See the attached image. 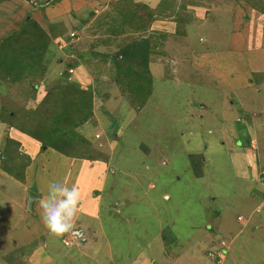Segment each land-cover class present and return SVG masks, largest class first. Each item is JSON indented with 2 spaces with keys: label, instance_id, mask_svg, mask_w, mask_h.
I'll list each match as a JSON object with an SVG mask.
<instances>
[{
  "label": "rangeland",
  "instance_id": "1",
  "mask_svg": "<svg viewBox=\"0 0 264 264\" xmlns=\"http://www.w3.org/2000/svg\"><path fill=\"white\" fill-rule=\"evenodd\" d=\"M117 1L99 0L92 4L87 0V4H77L78 12L68 0H0V44L13 33H20L19 44L31 51L34 49V55L40 44H46L41 57L45 70L32 83L39 90H30L25 82L11 83V88L10 84L0 82V118L6 117L16 127L27 129L33 119L58 109L56 99L61 91L55 88L65 82L75 83L91 102L90 119L76 127V131L89 142L92 158H77L88 162L70 166L65 158L57 161L62 157L58 152L54 153L55 159L50 153L44 155L40 160L49 164L45 165L46 178L38 190L48 195L47 184L52 180L69 188L76 187L82 194L87 183L96 185L99 175L102 178L105 175L99 204L102 235L97 230L96 236L99 241L106 240L112 256L124 264L157 236L164 240L166 250H172L173 254L182 251L195 254L203 264H228L233 254L241 261L256 258L254 261L262 263V231L250 225L241 226L236 221L240 216L250 222L249 210L257 202L248 193L251 170L244 162L230 159L229 149L240 146L238 141L217 142L221 132L217 117L226 106H232L228 120L233 119L236 126H245L249 113L256 114V109H261L255 116L254 128L258 143L264 146V87L253 85L246 90L236 88L239 83L236 82L235 89L221 88L214 78L210 79L207 72L200 70V62L210 53L218 52L220 62L226 64L225 58L232 57L242 72L243 64L238 65L241 58L237 54L264 50L260 46L264 45V0H183L186 9L195 10L193 18L189 15L191 22L187 27L183 7L164 15L152 12V22L162 18L172 21L173 25L157 24L151 30L150 38L156 37L151 40L148 60V70L153 71L152 90L139 110L127 100L130 79L121 84L126 91L124 94L119 91L121 97L118 89L112 92L108 89L117 85L118 80L110 56L131 37H146L149 33L130 30L133 26L127 15L121 16L125 17L122 24L108 28V20L119 18L124 11L122 3L117 5ZM173 2L180 4L179 0ZM94 10H98L96 18L92 14ZM41 30L45 38L39 37ZM121 32L128 34L118 37L117 33ZM159 33H165L163 42ZM232 33L236 35L233 39ZM175 34H187L182 44L171 41ZM100 50L104 55L99 54ZM261 60L264 61V54ZM3 68L0 67V73ZM84 68L88 69L89 76L83 73ZM33 70L41 72L36 66ZM260 75L264 77V70ZM257 77L254 75V83ZM28 94L31 98L26 100ZM239 100L244 102V107ZM209 142L215 143L205 149ZM259 144L257 147L261 149ZM198 151L203 152L205 164L201 176L196 177L188 154ZM102 164L103 170L99 167ZM0 168H3L2 158ZM4 183L8 193L3 195L5 189H0V264H83L86 261L77 242L64 245L66 235L57 238L49 232L42 222L41 208L40 213L25 211L24 200L29 191L15 189L5 179ZM93 224L96 226L97 221ZM205 234L208 237L201 240ZM233 238L235 241L228 250ZM204 240L214 241L207 249L193 247L196 241ZM237 245H241L240 249ZM101 262L106 259L102 258ZM88 264L97 263L89 261Z\"/></svg>",
  "mask_w": 264,
  "mask_h": 264
},
{
  "label": "crops",
  "instance_id": "2",
  "mask_svg": "<svg viewBox=\"0 0 264 264\" xmlns=\"http://www.w3.org/2000/svg\"><path fill=\"white\" fill-rule=\"evenodd\" d=\"M68 1H69V5L72 6L73 9L78 8V12L80 9L78 7V5L81 6V4H87L88 3L87 0H83V2H82V0H68ZM88 1H89V3H92V2L95 3L99 0H88ZM119 1H121V0H119ZM119 1H117V5H118ZM171 1L172 0H164L162 3V0H130L129 3L133 4L134 7L137 4H143L148 9H150L151 11L153 10L154 12H157V15H160V14H163L164 12L170 13L171 10L175 11V13L177 12L178 5H176V3H174V2L171 3ZM186 6L182 10L184 13L187 14L186 23H185V26L187 27V26H189V23L191 22V17L189 18V15H191L193 18L195 10H194V8H193V10L186 9ZM89 8H92L90 4H89ZM103 8H105V7L103 6ZM103 8H102V10H100L101 13L104 12ZM181 8L182 7L179 6V9H181ZM136 9L141 10L140 6H138ZM94 11H95L94 12L95 14L94 13H92V14H93V17L96 18L99 16L96 14L98 12V10H94ZM136 12L138 14L137 15L135 14V16L132 17V19L130 21H137L138 19H140V16H142L144 18V15H145L144 12L140 13L139 10H136ZM111 16L112 15H109V17H111ZM114 19H116V18H114ZM160 19H162V18H160ZM160 19L156 18L153 22H150L148 28L145 29L146 32H149L147 35L152 33L151 32L152 28L154 26H156L157 24H158L157 26L162 25L163 27H165V24H163V23H166L167 25L170 24V27L173 25L172 21L160 20ZM110 22H111V24H113L112 27H114V26L116 27V26H119L118 24H122V23H117V22L112 23V20L110 19V20H108L107 24L105 23L106 26H108V28L110 27V24H109ZM136 25H137L136 23L132 24L133 27ZM133 27L130 28V30H133ZM145 30H144V32H145ZM101 31L104 32L103 30H101ZM103 34H101V35H103ZM120 34L123 36H120ZM127 34H128V32L125 35H127ZM159 34H161V33H159ZM117 35H118V37H121V38L125 36L124 32L117 33ZM186 35L185 34H182V35L181 34H175L176 37L172 38L171 41L182 44L183 43L182 41L186 37ZM233 35H235V33H232V35H231L232 39L234 37ZM113 36H114V34H113ZM113 36H112V38L117 37L116 35L114 37ZM165 37H163V39L160 41L163 42ZM237 37H238V35H237ZM154 39H155V37H154ZM262 41H264V40H262ZM173 42H170V43H173ZM260 46H261V48L264 47V45H260ZM118 49H119V47H118ZM101 50H103V49H101ZM101 50L99 51V54L101 53L102 55H104L105 52L101 51ZM114 52H116V51H114ZM247 53L248 54H245V53L244 54H240V53L237 54L236 53L241 58V60L239 61L240 63L238 62V65L239 64L241 65V63L243 64L242 68L244 70H242V72L236 66L237 65L236 61H235L236 59H234L232 57L231 58H225L227 60L226 64L220 62L219 60H221V59H217V56L220 57L218 52H216V54L210 53V55L208 57H206L205 59H203L205 56H202L203 60H202V62H200V70L207 72L209 74L208 77L210 79L214 78L216 80L217 86H221V88H224V89H228V90L229 89H235V83L236 82H239L238 86L236 88L240 87V88L246 89V90H248V89L250 90L253 87V85H259L260 87H264V77H262L260 75L263 73V70H264V61H262V60L260 61V58L264 54V50H259V51H255V52L251 51V52H247ZM207 54H208V52H207ZM232 55H235L234 52L232 53ZM160 57H162V56L160 55ZM159 60L161 61V59H159ZM250 63H251V66H250ZM252 63H253V66H252ZM149 64H150L149 66L151 68V65H152L151 62ZM258 64H261L263 66L260 67V66H258ZM153 65L157 66L156 68L159 67V64L157 62H155V64L153 62ZM82 71L87 76H89L88 72H87L88 69L84 68V69H82ZM210 73H211V75H210ZM149 74L152 75L151 77L153 79V71L152 70H151V73L149 71ZM254 75H258L256 83L253 82L254 81ZM46 78H48V77H46ZM0 82H2L3 84L5 83L2 80H0ZM9 88H10V86H9ZM115 88L118 89V91ZM36 89L39 90V88H36ZM108 89H110L111 92L117 91L118 94L120 91L118 85H115V86L112 85ZM110 91H109V93H110ZM232 92H234V90ZM113 95H115V94L113 93ZM29 96L30 95H28V97H26V100H29L31 98ZM108 96L110 98L112 96V94H110ZM119 96L121 97L122 94H119ZM147 99H149V98H147ZM239 103H240L241 107H244V102L242 100H239ZM226 104L227 103L225 101V106H226ZM230 104L232 105V103H230ZM25 108H27V106H25ZM230 109H232V106H226V109L224 108L223 113L219 117H217L219 119V121L221 122V123H219L221 132L217 138V142L218 143L222 142L223 144H226L230 141H238L239 142L240 146L233 145L229 149V151L232 152L230 154V159L232 162H234V161H236L237 163H239V162L243 163L244 162L248 166L249 170H251V177L249 178V181H248L249 182L248 193L250 196L255 197V200H257L256 204L253 206L254 208L252 207L249 210L248 218L251 217V221L246 222L247 220L246 221L243 220V218H240V216H237L236 221L241 226L246 227V226L250 225V227L252 229H260L262 231L261 235H264V146H262L258 143L257 138H256V134H255V128H254L255 116L257 113L261 112V109H256V111H257L256 114H254V112L249 113L250 118L247 119L248 122H247V124H245V126H243V124L236 126V125H234L235 121H232L233 119L228 120V117H229L228 111ZM262 112H263V109H262ZM225 128L227 129V135L225 134ZM26 134L27 133L21 131L19 128L15 127L11 124L6 123L5 121H3L0 118V151L3 152V154H4L5 150H7V149L10 150L12 148L14 150V152H13L14 155L22 157L28 161V164L24 169V182L17 180L12 175H10L6 171H4L3 168H0V189H2V188L5 189L2 192L3 195H4V193H8V189L6 188V185L4 183V179H5V181L6 182L8 181L9 183H11L10 185L13 186L15 189L20 188L22 191H25V192L30 191V189L34 190L40 196V198H37L35 200L34 211H36V210L39 211L40 210V200L41 199H47V194L45 195L44 192L38 190L37 187H38V185L43 184L42 182L44 181V177H45L44 172H46V170H44L46 168L45 165L47 166L49 164V162L45 163V161H43L44 159L43 160H40V159H42L44 155L47 156L48 153L51 154L52 158L56 157V155L54 153H57V152L55 150L48 148V147H45V146H43V148H41L40 146H42V145L38 140H36V139H35V141L31 140V139H29L28 135H26ZM8 139L12 140V145H11L12 147L10 146V148L9 147L6 148V143H7L6 141ZM212 143H215V142L207 143V145L205 146V149L207 148V146L209 144H212ZM218 143H217V145H218ZM257 144L260 145L261 149L257 147ZM200 153L201 152H199V151L198 152H192V153H189L188 156L189 155H200L201 156L203 152L201 154ZM57 154H59L58 156H62V157H58L57 161L61 162L62 160L60 158H65V160H67L66 162L70 166L72 164H74L75 162L85 161L82 159L67 157V156H64L60 153H57ZM53 159H55V158H53ZM80 160H82V161H80ZM188 160H189V158H188ZM85 162H88V161H85ZM89 163H87L86 166H90ZM54 164H55V162H54ZM204 164H205V158L204 159L202 158L201 170L203 169ZM55 165H54V167H55ZM93 165L95 166V164H93ZM99 167H100V169L103 170L105 166L103 167V164H102V165H99ZM88 169H90V168H88ZM103 172L105 173V171H103ZM100 176H102V174L99 175L96 185H92L90 183L89 184L87 183L86 186L84 187V189L82 190V194H81V198H80V204H79V205H82V207L80 208L81 210L79 209V212H78L76 226H78L84 230V232L86 233V241L83 243H80L77 246L82 248L81 249V251L83 252L82 256L86 259V261H83V264H88L89 261H94L97 264H110V263L111 264H124V262H122L119 259L114 258L112 256V251H111L109 243L106 240L105 241H99L98 237L96 236L98 233H101V235H102V232H101L102 228H101L100 217H99V204H100V198H101V190L103 189V181L106 179L105 175H103V178ZM99 179H101V180L99 181ZM51 182H52V180H50V183ZM149 185H150V187L153 186V184H149ZM47 186H49V184H47ZM90 194H92L95 197H92ZM260 197H263L262 200L259 199ZM26 202H27V200L25 199L24 200L25 211L29 212L26 209ZM114 208H116V206ZM34 211L30 212V213H35ZM39 213H40V211H39ZM95 220L97 221L96 226H94V224H93V222ZM211 226H212V224H211ZM211 229L212 228L207 229V230H211ZM97 230H99L98 233H97ZM242 230L245 231L244 229H240L239 231L241 232ZM210 233H211V231H210ZM205 236L208 237L207 234H205L204 236H202L201 240H203V238H205ZM217 237H218V235H217ZM217 237L214 238V240L217 241ZM66 238H67V235L65 236V239ZM100 238H101V236H100ZM234 239L235 238L231 239V241L229 242L230 246L228 247V250L230 249L232 243L235 241ZM214 240H212V241L210 240V242H207L204 240L202 243L200 241L199 242L196 241V243L193 244V247L200 250L203 246H205V249H207V247L210 246L209 243L213 242ZM67 246H70V245H67ZM237 247L240 249L241 245H237ZM174 249H177V248H174ZM87 251H88V253H87ZM94 253H96V254H94ZM207 253H208V255H211V252H207ZM112 257H113V260L111 259ZM187 257L191 258L192 260L188 259ZM102 258H105L106 262H104V263L101 262ZM254 260H250L248 262L246 260L241 261L240 259L235 258V254H233V255H231V257H229L227 263L228 264H256V263L257 264H264V260L262 263L256 262ZM115 261H120V262L115 263ZM243 262H245V263H243ZM125 264H203V263H202V260L198 259L197 255H195V254L193 255L191 253L189 255V253L186 251H182L181 254L179 252H177V253L175 252V254H173L172 250H168V249L166 250V244L164 243V240L162 238L160 239V236H157V237L151 238L149 240V242L146 244V246H144V248H142V249L140 248L134 254V256H132L129 259V262L128 263L126 262Z\"/></svg>",
  "mask_w": 264,
  "mask_h": 264
},
{
  "label": "trees",
  "instance_id": "3",
  "mask_svg": "<svg viewBox=\"0 0 264 264\" xmlns=\"http://www.w3.org/2000/svg\"><path fill=\"white\" fill-rule=\"evenodd\" d=\"M119 2L122 3L123 6H121L124 8V11L119 14V18H111L112 23H123L122 20H125V17H121L122 15H127L128 18L126 19L131 20L135 14H138L136 10L140 11V9H136L140 6L145 13L144 16L148 19L144 20L142 16H140V19L131 22L132 24H137L133 27L134 30H142L144 32L146 27L152 22V14L155 12L148 9L143 4H137L134 7L133 4L129 3L130 0H121ZM179 2L178 8L179 6L184 8L187 5L185 4L186 2L183 3V0H179ZM109 24L110 26L113 25L111 22ZM42 32H40L41 35H39V37L45 38L46 34ZM150 35L151 34L146 37H131L129 42L124 45L122 44V46L110 56L113 66L112 69L115 70V77L118 79L116 82L120 92L123 94L126 92L124 90L125 87L121 86L123 81H127L128 79L131 80L132 84L129 85L128 92L130 93L127 100L132 106H135L136 110H139L146 103V99L149 96L148 94L151 92L150 90H152V80L148 71V60L152 50L151 40L154 39L155 36H151L150 38ZM158 35L160 40H162L164 35ZM20 36V33H13L0 44V67H4V71L0 73V80L10 84V88L12 87L11 83L25 82L27 86L30 87V90H32L36 88V84H32L34 78L37 76L39 78V75H42L45 70L42 65L41 57L46 50V44H40L35 49L36 51L34 53L36 54L34 55L32 54L34 49L31 51L29 50L30 48L19 44L21 40ZM22 55L23 57H21ZM32 59H34L35 62H33ZM33 66L39 68L41 72L38 73L37 70H33ZM26 76H31L33 79L26 78ZM38 78L36 80H38ZM55 89L56 91L60 90L61 94L57 97L58 99H56L58 109L52 113L53 115L47 114L40 118H36V120L33 119V121L29 123V126H27V129L20 126L19 129L38 140L42 146L51 148L64 156L83 159L92 158L91 154H89V142L76 131V127L83 123H87L92 115L90 100L88 97H85V92L73 82H65ZM131 94L135 96L133 97ZM1 119L16 127L15 123L11 122L6 117H2ZM6 142V148H10L12 140L8 139ZM10 151L14 152L12 148L10 150L7 149L5 150L6 153L4 152L3 154L2 152L0 156V158L3 159V170L17 180L24 182V169L28 161L22 157L11 154ZM188 158L195 176H201L202 156L189 155Z\"/></svg>",
  "mask_w": 264,
  "mask_h": 264
},
{
  "label": "clouds",
  "instance_id": "4",
  "mask_svg": "<svg viewBox=\"0 0 264 264\" xmlns=\"http://www.w3.org/2000/svg\"><path fill=\"white\" fill-rule=\"evenodd\" d=\"M80 198V191L76 187L69 188L61 182L49 184L47 199L40 200L41 219L55 237L70 235L83 239L82 232L76 227Z\"/></svg>",
  "mask_w": 264,
  "mask_h": 264
},
{
  "label": "water",
  "instance_id": "5",
  "mask_svg": "<svg viewBox=\"0 0 264 264\" xmlns=\"http://www.w3.org/2000/svg\"><path fill=\"white\" fill-rule=\"evenodd\" d=\"M37 198H40V196L34 191L30 190L27 195V202H26V209L29 212L34 211V203Z\"/></svg>",
  "mask_w": 264,
  "mask_h": 264
},
{
  "label": "built area",
  "instance_id": "6",
  "mask_svg": "<svg viewBox=\"0 0 264 264\" xmlns=\"http://www.w3.org/2000/svg\"><path fill=\"white\" fill-rule=\"evenodd\" d=\"M0 154H1V152H0ZM77 229H79L82 232L83 239H76V238L71 237L70 235H67V238L64 241L65 245H69L70 243H73V242H75V243L77 242L78 244H80V243H83L86 241V235H85V232L83 231V229L80 227H77Z\"/></svg>",
  "mask_w": 264,
  "mask_h": 264
}]
</instances>
